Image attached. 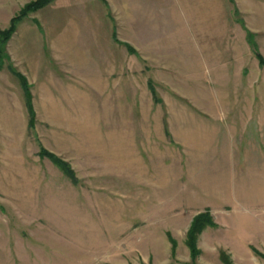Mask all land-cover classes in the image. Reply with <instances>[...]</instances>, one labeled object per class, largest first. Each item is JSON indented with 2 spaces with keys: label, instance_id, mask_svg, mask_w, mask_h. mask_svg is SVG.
<instances>
[{
  "label": "rangeland",
  "instance_id": "rangeland-1",
  "mask_svg": "<svg viewBox=\"0 0 264 264\" xmlns=\"http://www.w3.org/2000/svg\"><path fill=\"white\" fill-rule=\"evenodd\" d=\"M3 48L0 264H238L191 258L219 209L260 238L264 0H51Z\"/></svg>",
  "mask_w": 264,
  "mask_h": 264
},
{
  "label": "crops",
  "instance_id": "crops-1",
  "mask_svg": "<svg viewBox=\"0 0 264 264\" xmlns=\"http://www.w3.org/2000/svg\"><path fill=\"white\" fill-rule=\"evenodd\" d=\"M223 172L224 171H221V173ZM208 192V197H218L217 195L219 191H216L217 193L216 195H214L215 188H208ZM205 206L212 208L222 207L223 205L220 206L213 203L206 204ZM228 214L229 213H226L223 209L216 210L215 213L213 212V216L215 219L214 221L218 225V227H208L200 234L198 247L202 256L209 255L214 257L219 254L218 250H220V247L218 248L217 246H212L213 244L210 242L211 239L219 233V235L225 240V242H223L222 249L231 256L234 263L252 264L256 260V264H264V261H260L261 259L259 258V256L256 255L257 257H255L253 251L255 249L258 253L264 254V231H261L260 233L259 231H256L257 234H261L260 238H256L254 231H252L249 227H245L244 225H242L241 228L235 230V225L230 224L228 220H225V217H227ZM217 217H219L221 220H218ZM239 218L244 222H249V220H251L247 219L246 217ZM259 220L264 222V218L258 219V221ZM232 223H234V220H232ZM262 230H264V227H262ZM165 249L167 250L166 247Z\"/></svg>",
  "mask_w": 264,
  "mask_h": 264
},
{
  "label": "trees",
  "instance_id": "trees-1",
  "mask_svg": "<svg viewBox=\"0 0 264 264\" xmlns=\"http://www.w3.org/2000/svg\"><path fill=\"white\" fill-rule=\"evenodd\" d=\"M50 1L51 0H35V1L28 3L20 11V13L16 17L12 18L9 28L4 30L3 32H1V39L2 40L0 42V66L2 65L3 57H4L3 45L7 42V40L10 38V36L14 33V31L16 29V24L21 20L22 17L26 16L29 12L36 11V10L40 9L41 7H43L44 5H46ZM256 58L258 59L260 64L264 65V59H262V57L257 53H256ZM22 83H23V87L27 93L28 87H27V84L25 83L24 79H22ZM27 95H28V93H27ZM28 105L30 108L29 101H28ZM30 112H31V108H30ZM42 153H43V155H47L48 157H50L58 165L62 166V168L64 169V171L66 172V174L68 176H70L71 178L73 177V172L70 170V168L65 163L61 162L60 160L56 159L53 155L48 154L45 151ZM208 226H212V227L214 226V222H213V220H212V218L208 212L200 213L194 217V219L190 225V228L187 232V245L189 247L192 259L197 257V255L199 254V250L197 248L198 235ZM255 252L258 254L257 251H255Z\"/></svg>",
  "mask_w": 264,
  "mask_h": 264
}]
</instances>
